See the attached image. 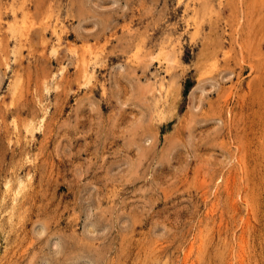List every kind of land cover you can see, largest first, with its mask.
Instances as JSON below:
<instances>
[{"label":"rangeland","instance_id":"1","mask_svg":"<svg viewBox=\"0 0 264 264\" xmlns=\"http://www.w3.org/2000/svg\"><path fill=\"white\" fill-rule=\"evenodd\" d=\"M0 21V264H264V0Z\"/></svg>","mask_w":264,"mask_h":264},{"label":"bare ground","instance_id":"2","mask_svg":"<svg viewBox=\"0 0 264 264\" xmlns=\"http://www.w3.org/2000/svg\"><path fill=\"white\" fill-rule=\"evenodd\" d=\"M18 2H19V1H18ZM10 4H11V3H10ZM16 4H17V3H16ZM13 6H14V5H13ZM16 6H17V5H16ZM10 8H11V7H10ZM12 9H14V8H12ZM16 10H17V9H16ZM22 10H23V9H22ZM11 11H12V10H11ZM13 12H14V11H13ZM15 12H16V11H15ZM11 13H12V12H11ZM20 13H21V12H20ZM13 14L15 15V13H13ZM20 16H21V15H20ZM20 16H19V17L16 16L17 18H19L18 20L21 19ZM23 17H24V16H23ZM17 18H15V19H17ZM193 18H194V17H193ZM23 19H24V18H23ZM11 21H12V20H11ZM13 21H14V20H13ZM23 21H24V20H23ZM0 22H1V21H0ZM16 22H17V21H16ZM16 22H14V23H16ZM54 22H55V21H54ZM187 22H188V21H187ZM14 23H12V24H14ZM17 23H19V24L21 25V21H20V22L18 21ZM22 23H23V22H22ZM26 23H27V22H26ZM26 23H25V24H26ZM60 23H61V22H60ZM3 24H4V22H3ZM12 24H11V25H12ZM52 25H53V24H52ZM15 26H17V25H15ZM25 26H27V25H25ZM25 26H22L23 29H25ZM53 26H54V25H53ZM12 27H13V29H14V25H13ZM18 27H19V26H17V28H18ZM8 28H9V24H8ZM26 28H28V27H26ZM29 28H30V27H29ZM29 28H28V29H29ZM51 28H52V27H51ZM55 28H56V27H55ZM53 29H54V28H53ZM61 29H62V28H61ZM61 29H60V30H61ZM55 30H56V29H55ZM60 30H59V33H60ZM14 31H15V30H14ZM52 31H53V30H52ZM9 32L11 33V30H9ZM15 32H16V31H15ZM20 32H21V31H20ZM26 32H27V31H25L24 34L27 35ZM28 32H29V31H28ZM54 32H55V31H54ZM55 33H57V32H55ZM14 34H15V33H14ZM22 34H23V33H22ZM24 34H23V35H24ZM52 34H53V33H52ZM169 34H170V33H169ZM10 35H11V34H10ZM15 35H16V34H15ZM17 35H18V34H17ZM57 35H58V34H57ZM21 36H22V35H21ZM16 37H17V36H16ZM23 37H24V36H23ZM25 37H26V36H25ZM57 37H58V36H57ZM19 38H20V37H19ZM21 38H22V37H21ZM176 38H177V37H176ZM178 39H179V38H178ZM26 40H27V39H26ZM180 40H181V39H180ZM17 42H18V40H17ZM16 44H18V43H16ZM16 44H15V46H17ZM58 44H59V43H58ZM20 45H21V44H20ZM20 45H19V46H20ZM54 45H55V43H54ZM54 45H53V46H54ZM56 45H57V44H56ZM19 46H17V47H19ZM48 46H49V45H48ZM57 46H59V45H57ZM51 47H52V46H51ZM17 49H19V48H17ZM20 49H21V48H20ZM57 49H58V48H57ZM145 52H146V50H145ZM17 53H18V52H17ZM83 53H84V52H83ZM85 53H86V52H85ZM87 53H88V52H87ZM87 53H86V54H87ZM147 53H148V52H147ZM88 54H89V53H88ZM88 54H87V55H88ZM82 55H83V54H82ZM82 55H81V56H82ZM145 55H146V53H145ZM145 55H144V56H145ZM83 56H85V55H83ZM83 56H82V57H83ZM15 57H17V56H15ZM88 57H89V56H88ZM142 57H143V55H142ZM11 58H12V57H11ZM86 58H87V57H86ZM15 59H17V58H15ZM81 59H82V58H81ZM84 59H85V58H84ZM87 60H88V59H87ZM87 60H86V61H87ZM89 60H90V59H89ZM141 60H142V59H141ZM163 60H164V59H163ZM14 61H15V60H14ZM86 61H84V62H86ZM138 61H139V60H138ZM135 62H136V60H135ZM165 62H167V61H165ZM82 65H83V64H82ZM84 69H85V66H84ZM166 69H167V68H166ZM167 70H168V69H167ZM165 71H166V70H165ZM88 72H89V71H88ZM155 76H156V75H155ZM168 78H169V77H168ZM171 78H172V77H171ZM147 80H148V79H147ZM150 80H151V79H150ZM161 82H162V81H161ZM161 82H160V83H161ZM163 93H164V92H163ZM26 131H27V130H26ZM28 132H29V131H28Z\"/></svg>","mask_w":264,"mask_h":264}]
</instances>
